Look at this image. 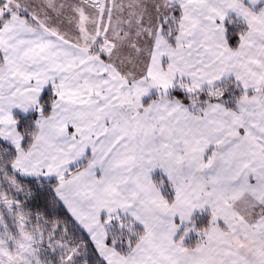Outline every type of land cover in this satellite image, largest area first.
Listing matches in <instances>:
<instances>
[{"label":"snow or ice","instance_id":"6c2138e0","mask_svg":"<svg viewBox=\"0 0 264 264\" xmlns=\"http://www.w3.org/2000/svg\"><path fill=\"white\" fill-rule=\"evenodd\" d=\"M0 264H264V0H0Z\"/></svg>","mask_w":264,"mask_h":264}]
</instances>
